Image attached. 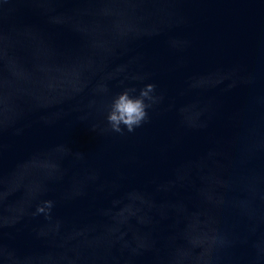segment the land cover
Returning a JSON list of instances; mask_svg holds the SVG:
<instances>
[{
  "label": "water",
  "instance_id": "95a60500",
  "mask_svg": "<svg viewBox=\"0 0 264 264\" xmlns=\"http://www.w3.org/2000/svg\"><path fill=\"white\" fill-rule=\"evenodd\" d=\"M105 2L110 5L106 14L97 15L94 10L84 24L69 14L75 5L68 0L52 4L0 0V117L11 119L20 104L35 109L23 136L8 132L3 137L0 213L15 215L40 200L56 199L55 215L62 220L59 229L69 241L67 247L59 248L35 240L32 230L43 220L25 218L0 237L14 250L11 255L0 253V264H57L63 255L82 251L108 227L115 231L123 225L133 236L138 230L149 231L153 217H168L166 223L175 232L170 248L176 250L179 264L194 260L205 233L214 227L245 232V224H238L233 213L214 209L224 190L221 173L212 166L194 165L199 172L179 197H154L155 185L149 182L155 178L167 190L173 171L197 161L212 141L225 146L236 137L245 141L253 129L264 139V0H170L144 7L101 0L96 7ZM49 7L65 15L50 23L43 14ZM144 27L155 28L158 34L132 42L119 59H105L117 32ZM92 60L96 66L103 61L109 72L126 64V75H146L144 83L158 86L165 99L157 111L150 112V123L124 137L100 136L92 130L91 122L103 126L112 94L123 87L143 86L131 80L121 86L120 76L110 82L108 93L103 92V73L93 76L87 71ZM192 77L205 79L189 93ZM249 78L252 82L244 83ZM233 82L236 87L225 91ZM195 99L214 113L204 132H186L176 120V110ZM70 107L77 111L60 119ZM79 115L90 122L79 120ZM40 116L57 123L46 127L38 122ZM190 118L195 120V112ZM64 144L87 160L70 156ZM251 167L264 179V155ZM96 172L105 181L122 178L125 183L108 198L90 191L85 198L63 202L89 184ZM183 176L187 178V168ZM250 191L249 183L239 179L229 195ZM111 201L115 205L108 215L96 213V207H107ZM237 205L243 207L244 202ZM260 216L264 220V206ZM43 227L55 231L58 225L54 219ZM167 230L166 226L163 231ZM168 254L165 248L164 255ZM248 255L247 246L237 245L220 264H247ZM138 264H152L151 258Z\"/></svg>",
  "mask_w": 264,
  "mask_h": 264
},
{
  "label": "clouds",
  "instance_id": "9594fccd",
  "mask_svg": "<svg viewBox=\"0 0 264 264\" xmlns=\"http://www.w3.org/2000/svg\"><path fill=\"white\" fill-rule=\"evenodd\" d=\"M5 4L9 0H3ZM46 3H59L61 0H45ZM75 5L69 14L78 18L82 23L88 24L93 11L97 15L106 14L110 6L107 2L103 7L97 8L96 5L101 0H68ZM131 7H144L145 5H160L170 2V0H124ZM158 11L161 9L156 8ZM48 22H54L65 15L57 12L54 7L43 9ZM158 34L155 28H130L127 31H120L115 34V42L106 50L105 59H119L129 51L128 45L144 37ZM172 46H177V42L172 41ZM186 43V42H185ZM90 67L87 71L91 75L103 73L102 91H110L109 84L118 77L123 76L119 81L123 86L126 80L141 83L142 87H123L111 95L110 101L106 106V115L103 126L92 123V130L100 136L117 135L124 137L135 133L139 128L151 122L150 112H155L164 102V94L158 91L155 83H144L148 77L146 75H126L128 65L120 64L114 71H106L103 61L100 66H96V61H89ZM205 77H192L188 81L187 92L192 93L199 81ZM251 79H245L244 83H251ZM222 80L218 81V85ZM87 87V80L84 82ZM236 87V83L230 84L225 91H231ZM35 109L23 104L16 105L13 109L14 115L11 119L0 117V176L3 175L2 160L6 150L3 143L5 133L11 132L15 136H23L26 129L31 127L30 117L33 116ZM77 111L70 107V111H64L60 119H64L71 112ZM195 112V120L190 118V114ZM178 126L186 132H204L209 128L214 113H210L207 107L201 105L198 99L191 103L181 106L175 113ZM81 121H89L87 116H78ZM39 123L46 127H51L57 121L48 119L46 116L39 117ZM90 122V121H89ZM212 141L211 147L201 154L197 161H189L187 165H182L173 171L172 179L167 183L170 188L164 190L161 185L153 178L149 183L155 185L154 197L157 195L179 197L181 191L192 183V176L199 172L195 168L196 164L210 165L220 171V187L223 192L218 196L213 207L216 211L225 210L233 213L237 217V223L245 224V232L239 234L235 229L225 227H214L207 231L204 242L198 247L194 260L185 259L183 264H220L224 254L237 247V245L247 246L249 249L247 264H264V232L261 231L262 223L260 209L264 206V179L259 171L251 167L253 162L261 155H264V139L253 129L249 132L248 138L241 141L239 137L226 142ZM67 153L81 160H87L82 153H73L65 144ZM188 169V176L185 178L183 172ZM232 169L233 171H230ZM54 178V177H53ZM239 179L245 180L250 185V193H242L238 196H230L229 193ZM122 178L111 182L105 181L99 172H96L89 184L79 188L72 196L63 198V202L74 201L88 196L90 191L102 194L103 198H108L114 189L123 185ZM4 195L0 187V198ZM237 201H243L244 206L237 205ZM59 201L56 199H43L30 207L28 210H21L15 215L5 216L0 213V237L6 229L15 228L25 218L37 220L42 218L43 224L33 228L32 236L35 240L43 242L45 245H53L59 248L67 247L68 237L62 235L59 225L62 220L56 217V209ZM115 201H111L107 207H96L95 211L100 216H106L113 210ZM55 219L58 225L55 231L46 230L43 225L51 223ZM168 217H153L151 230H138L135 236L131 235L123 225L118 230L106 228L97 239L84 245L83 250L77 254H65L57 264H138L145 257H150L152 264H179L176 250L170 248L171 242L175 240V232L171 225H167ZM167 226V231L163 229ZM185 242L188 238L185 237ZM165 248H169V254L164 255ZM12 248L5 245L0 239V253L11 255Z\"/></svg>",
  "mask_w": 264,
  "mask_h": 264
}]
</instances>
